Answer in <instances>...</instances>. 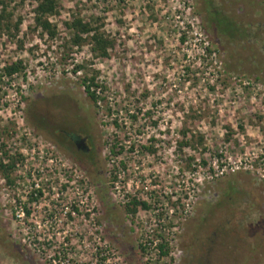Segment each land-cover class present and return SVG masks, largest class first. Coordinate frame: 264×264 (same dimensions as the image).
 Here are the masks:
<instances>
[{
    "label": "rangeland",
    "instance_id": "obj_1",
    "mask_svg": "<svg viewBox=\"0 0 264 264\" xmlns=\"http://www.w3.org/2000/svg\"><path fill=\"white\" fill-rule=\"evenodd\" d=\"M3 1L0 160L19 158L12 184L0 170V264H264V0H59L54 38L37 0ZM207 3L243 34L213 30ZM74 17L107 56L94 31L73 42ZM74 102L91 164L50 137Z\"/></svg>",
    "mask_w": 264,
    "mask_h": 264
},
{
    "label": "trees",
    "instance_id": "obj_2",
    "mask_svg": "<svg viewBox=\"0 0 264 264\" xmlns=\"http://www.w3.org/2000/svg\"><path fill=\"white\" fill-rule=\"evenodd\" d=\"M0 2L1 4H3L2 9L0 10V30L6 29L7 31H10L12 29V13L10 11H7V6L3 0H1ZM59 7V0H37L36 6L33 9V20L35 22V26L37 28H41L51 38L57 36L58 32L56 26L51 22L50 16L57 14V12L59 11ZM205 11L207 14V19L209 21V26L216 32H219L220 34H223L228 38H234L236 35L243 34V28L240 25L236 24L233 18L222 13L219 9L211 8L210 4L207 3V5L205 6ZM21 22L22 19H18L13 24L14 28L18 29ZM69 26L71 28H74L75 30L73 39L74 43L79 44L83 40V34H88L94 31L95 33L92 35L93 50L97 51L100 56H107L109 54V48L111 47V45H113V42L103 33L96 31L95 27L90 22H85L79 17H74L72 22L69 23ZM21 64V61L6 64V66L4 67L5 74H7L8 76H12L20 69ZM83 84L85 85V90L89 97L94 100V102H96L98 100L97 87H99V84L96 82L95 77H84ZM18 158L16 156L9 155L7 158V162H3V159L0 160V170L4 175L7 176V179L9 182H11V184V170L14 168ZM139 208L149 209L150 204L145 200L133 199L131 203L127 205V210L131 213H136ZM159 247L163 254L167 253L165 250L166 243H160Z\"/></svg>",
    "mask_w": 264,
    "mask_h": 264
},
{
    "label": "flooded vegetation",
    "instance_id": "obj_3",
    "mask_svg": "<svg viewBox=\"0 0 264 264\" xmlns=\"http://www.w3.org/2000/svg\"><path fill=\"white\" fill-rule=\"evenodd\" d=\"M69 106H74L75 110L69 112L71 118L69 121L54 118L50 126V137L57 145L70 152L74 160L79 159L80 162L84 161L87 164L94 163L98 159V151L93 123L76 102Z\"/></svg>",
    "mask_w": 264,
    "mask_h": 264
}]
</instances>
